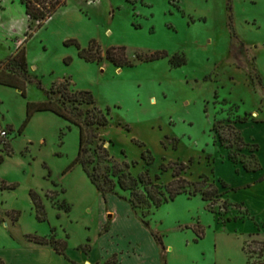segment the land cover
Wrapping results in <instances>:
<instances>
[{
	"label": "rangeland",
	"instance_id": "obj_1",
	"mask_svg": "<svg viewBox=\"0 0 264 264\" xmlns=\"http://www.w3.org/2000/svg\"><path fill=\"white\" fill-rule=\"evenodd\" d=\"M93 41L100 61L79 54L77 43L88 48ZM22 45L27 75L10 63ZM114 46L127 47L132 65L107 58ZM154 53L168 56L139 57ZM174 55L186 62L173 65ZM0 69L32 79L26 96L0 84L3 123L22 127L29 101L59 103L84 124L82 160L91 173L98 167L102 182L108 168L126 162L133 177L147 173L164 188L182 165L189 181L181 183L186 192L161 206L135 207L131 191L112 174L104 183L115 189L103 193L76 163L81 127L37 112L22 133L7 127L9 138L0 137V264H22L17 246L28 245L29 234L67 240L62 255L71 264L104 262L115 253L117 264L258 260L264 245V0H68L42 27L22 0H0ZM102 115L109 124H85ZM3 182L17 186L3 188ZM214 186L223 195L204 200L202 191ZM32 190L42 199L44 220Z\"/></svg>",
	"mask_w": 264,
	"mask_h": 264
},
{
	"label": "trees",
	"instance_id": "obj_2",
	"mask_svg": "<svg viewBox=\"0 0 264 264\" xmlns=\"http://www.w3.org/2000/svg\"><path fill=\"white\" fill-rule=\"evenodd\" d=\"M22 3L25 5L27 15L39 22V27L45 25V23L51 19L59 10H61L64 6L67 5L68 0H22ZM33 33L31 34V36ZM70 44L71 42L68 40L66 42ZM96 44V41H93L92 44L88 48H82L79 43H77L79 48V54L81 57L85 58L87 61H100L102 59L100 55V50L97 49L96 52H93V47ZM163 56H168L167 53H154V54H141L139 57L145 61H154ZM107 58L114 62L117 66L123 67L126 65H132L127 57V47L119 46V47H110L107 50ZM178 55H174L172 57V63L175 66H180L186 62V59L182 60L178 59ZM10 63H15L19 67V69L27 75L29 73V62L27 56V49L25 45L18 47L16 53L12 55ZM32 79L30 77H25L24 79H18L16 76V72H5L4 69L0 72V84H4L7 86L20 88L22 89V94L26 96V88L28 82ZM86 92L90 95L89 100L91 102H95V96L90 90H86ZM61 94L65 97L66 92L61 91ZM37 111H51L65 117L72 123H75L81 127V140H80V149L78 156L76 158V163L81 162L85 171L88 173V176L91 178L92 182L95 184L97 189L101 190L103 193L111 192L115 189L116 184H112L110 187L105 186L106 181H111L109 176L112 174L118 178V184L121 189L125 191H131L130 200L135 207H140L144 204H155L156 206H161L163 203L168 202L169 200H174L177 195L183 194L186 192V184L181 183H189L183 176H181L182 171L186 168L182 165V167L177 168L174 171L175 179L172 182L161 186L160 184L153 183L150 178H146L147 173H141L138 178L133 177L125 167H130V163L126 162L125 167L119 163H115L112 169L108 168L109 173L105 176V181H101L102 174L98 172V167L94 168V172H89L86 161L82 160V155L86 151V129L83 123L78 122L75 118H73L69 113H67L64 108L55 101L48 99L40 102H28L27 105V117L20 129V133L23 132L24 128L28 125L33 115ZM98 123L99 125H107L109 124V119L106 115H102L101 117L91 119L87 118L85 124L87 126ZM220 139L224 141V137L220 134ZM143 158L148 160V163H152L154 161V157L151 155L150 150L143 151ZM3 162V158H0V163ZM137 162L134 161L133 165H136ZM159 178V176H157ZM3 188H15L17 183L7 184L6 182L1 183ZM212 184V183H211ZM226 186V183H224ZM202 195L204 200L213 202L215 198H219L223 195V192L217 186H214L213 189L202 191ZM31 197L33 202L36 205L38 210V218L40 220H44L45 212L44 205L40 195L35 191H31ZM43 212V213H42ZM17 214L15 219L18 220ZM144 223L148 226L149 222L144 221ZM198 238H202L203 234L195 229ZM162 248H164V242L162 237L159 234H154ZM28 238L39 244H53L56 251L60 254H66V250L68 249V241L63 238H58L56 235H46L41 236L38 234H29ZM260 242V241H259ZM250 258L253 257V254L256 252L255 249L248 250ZM258 260L251 261L250 259L247 261V264H264V245L262 243V247L258 253ZM118 263V253H115L112 257L104 262H96L95 264H117Z\"/></svg>",
	"mask_w": 264,
	"mask_h": 264
},
{
	"label": "crops",
	"instance_id": "obj_3",
	"mask_svg": "<svg viewBox=\"0 0 264 264\" xmlns=\"http://www.w3.org/2000/svg\"><path fill=\"white\" fill-rule=\"evenodd\" d=\"M13 53H15V52L13 51ZM28 62H29V60H28ZM29 66H30V64H29ZM1 71H2V69H0V72ZM1 85H4V84H1ZM17 89L22 92V89H20V88H17ZM26 95H27V90H26ZM29 102H40V101H29ZM37 112H41V111H37ZM36 113L33 115L32 119L30 120V122L28 124H30L34 120ZM26 117H27V109H26ZM0 118H1V123L3 125V128L8 129L7 127H11L14 132L19 131V133H20L21 127H17L13 123H10L9 121H7L6 123H3V120L5 119V117L0 115ZM9 132H10V130H9ZM107 231H108V229H107ZM157 242H158V240H157ZM28 243L29 244L26 246H22V247L17 246V248H18L17 250L20 251V255L22 258V264H68V263H70V262H68V260H65L67 257L65 255L58 253L55 248H51V247L45 246L43 244L35 243L31 240ZM159 245H160V243H159ZM163 249H165V244H164ZM140 252H141V250L139 248H135V254H137L139 257L142 258V254ZM24 256L26 258H23ZM96 262H98V261H95V262L90 261V262H88V264H94ZM143 264H147V263L143 262Z\"/></svg>",
	"mask_w": 264,
	"mask_h": 264
},
{
	"label": "built area",
	"instance_id": "obj_4",
	"mask_svg": "<svg viewBox=\"0 0 264 264\" xmlns=\"http://www.w3.org/2000/svg\"><path fill=\"white\" fill-rule=\"evenodd\" d=\"M10 136V132L8 129L0 128V137L3 139H7Z\"/></svg>",
	"mask_w": 264,
	"mask_h": 264
}]
</instances>
